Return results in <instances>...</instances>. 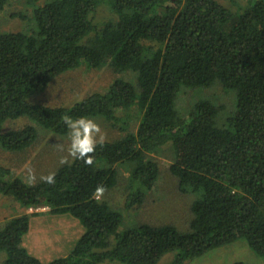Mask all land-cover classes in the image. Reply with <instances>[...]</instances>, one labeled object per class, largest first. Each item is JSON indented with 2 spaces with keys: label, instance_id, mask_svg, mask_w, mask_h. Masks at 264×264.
Listing matches in <instances>:
<instances>
[{
  "label": "trees",
  "instance_id": "trees-1",
  "mask_svg": "<svg viewBox=\"0 0 264 264\" xmlns=\"http://www.w3.org/2000/svg\"><path fill=\"white\" fill-rule=\"evenodd\" d=\"M21 1L29 28L0 31V147H30L35 125L66 134L65 115L102 117L120 136L97 145L92 166L69 159L54 185L0 165V194L23 208L0 223L2 264H43L24 245L36 207L82 226L69 253L47 264H157L169 253V264H183L238 239L264 256V0ZM9 2L0 0V13ZM81 66L121 77L73 105L27 102ZM215 84L229 100L180 103L181 92ZM161 150L178 191L194 196L183 231L125 225L103 197L121 189L126 210L141 205L161 173Z\"/></svg>",
  "mask_w": 264,
  "mask_h": 264
},
{
  "label": "rangeland",
  "instance_id": "rangeland-1",
  "mask_svg": "<svg viewBox=\"0 0 264 264\" xmlns=\"http://www.w3.org/2000/svg\"><path fill=\"white\" fill-rule=\"evenodd\" d=\"M223 3L230 6V0H223ZM27 9L30 8L23 1L10 0L5 10L0 13V31L28 29L29 25L22 21L17 14L24 13ZM118 77H121V74L113 72L107 66L93 69L81 66L73 71L59 74L44 91L32 94L27 98V102L54 107L73 105L90 92L107 88L109 83ZM125 77L129 79L132 75ZM202 96L221 99L225 97L229 100V95L216 84L208 89L196 88L179 94L181 104H188L193 98L198 99ZM88 118L93 119L100 126L102 134L106 137L105 140L112 141L120 136L106 119L90 116ZM13 124L11 123V125ZM35 126L37 137L30 147L18 151L0 147V165L9 167L14 176L21 177L28 183H33L29 180V168L34 173V182H37L41 180V176L54 173L62 165L60 161L63 157L71 159L67 152L70 144L68 132L61 135L42 126ZM60 145L63 146V151ZM165 148L168 150V144ZM167 150H161V153L155 157L162 170L154 187L147 193L141 205L126 210L123 206L121 189H116L113 192L107 191L103 194V197L109 200L111 205L123 212L125 225L172 223L182 231L187 228L190 216L188 210L194 196L181 194L178 191L179 188H176L174 177L167 171L170 162L167 158ZM22 212L23 208L17 206L12 198L0 194V223L5 218ZM29 227V231L24 236V245L28 253L41 260L43 264L66 256L82 232V226L76 219L68 215H51L48 210L41 211L38 216L31 217ZM0 256L4 259V255ZM1 257L0 264H2ZM172 258V253L165 254L157 264H169ZM236 262L264 264V256L256 254L246 240L238 239L232 243L210 249L183 264H234ZM99 264L121 263L106 261Z\"/></svg>",
  "mask_w": 264,
  "mask_h": 264
},
{
  "label": "clouds",
  "instance_id": "clouds-1",
  "mask_svg": "<svg viewBox=\"0 0 264 264\" xmlns=\"http://www.w3.org/2000/svg\"><path fill=\"white\" fill-rule=\"evenodd\" d=\"M62 120L68 129V138L70 141L67 149L68 156H70L73 161L80 160L83 161L86 166H92L95 163L94 153L96 152L97 145L103 146L106 139L105 135L102 134L100 126L93 119L84 116L74 119L71 116L65 115ZM60 148L63 151L62 145H60ZM60 163L62 165L69 163L68 157H63ZM28 171L30 182H34L35 176L32 169L29 168ZM40 179L48 185H54L56 183L55 173L41 176ZM104 191V186L98 185L94 195L99 198ZM46 210L48 209L46 208Z\"/></svg>",
  "mask_w": 264,
  "mask_h": 264
},
{
  "label": "built area",
  "instance_id": "built-area-1",
  "mask_svg": "<svg viewBox=\"0 0 264 264\" xmlns=\"http://www.w3.org/2000/svg\"><path fill=\"white\" fill-rule=\"evenodd\" d=\"M29 210L31 212H41V211H45L46 208L45 207H36V208H30Z\"/></svg>",
  "mask_w": 264,
  "mask_h": 264
},
{
  "label": "crops",
  "instance_id": "crops-1",
  "mask_svg": "<svg viewBox=\"0 0 264 264\" xmlns=\"http://www.w3.org/2000/svg\"><path fill=\"white\" fill-rule=\"evenodd\" d=\"M51 215H54V214H51Z\"/></svg>",
  "mask_w": 264,
  "mask_h": 264
}]
</instances>
